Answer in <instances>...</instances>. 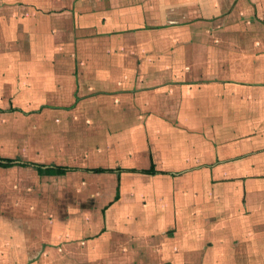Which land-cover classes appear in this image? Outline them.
<instances>
[{"label":"crops","instance_id":"1","mask_svg":"<svg viewBox=\"0 0 264 264\" xmlns=\"http://www.w3.org/2000/svg\"><path fill=\"white\" fill-rule=\"evenodd\" d=\"M0 2L17 9V23L26 15L30 43L42 34L46 46L54 41L52 45L79 47L82 53L75 57L78 70L71 74L66 63L61 70L51 66L53 60L44 71H35L39 94L48 96L47 103L30 110L11 106L40 111L106 105L100 109L110 111L137 99L135 108L143 112L139 120L148 138L149 160L152 154L159 172H142L150 164L131 167L139 172L125 171L121 200L120 167L97 165L113 169L101 173L116 175L115 208L122 216L113 229L119 233L102 236L101 244L91 242L89 249L76 248L77 255L107 253L112 256L109 264H122L121 254L132 256L125 264H137V259L145 264L153 258L156 264L172 259L187 264L181 257L187 252L206 254L210 259L206 264H212L213 256L229 261L234 256L233 264H264V0ZM76 28L80 32L75 39ZM55 30L66 32L65 42ZM68 77L73 82L67 98ZM116 121L121 119H85L83 125H123ZM131 174L141 178L138 185H129L130 180L125 185ZM149 184L161 186L160 214L155 201L148 205ZM127 192L133 196L126 198ZM140 196L139 209L146 208L153 220L142 223L140 218L148 228L131 232L127 222L137 216L129 215L143 210L129 211ZM196 196L199 203L194 209ZM169 206L174 209L167 218L163 210ZM196 220L200 227L193 234ZM179 244L186 252H180Z\"/></svg>","mask_w":264,"mask_h":264},{"label":"rangeland","instance_id":"2","mask_svg":"<svg viewBox=\"0 0 264 264\" xmlns=\"http://www.w3.org/2000/svg\"><path fill=\"white\" fill-rule=\"evenodd\" d=\"M15 10L17 9L13 5L5 7L0 2V156L32 164L0 166V264H109L108 260L112 256L107 253L82 256L76 254V248L89 249L91 242L100 245L102 236L118 235L119 232L113 229L122 216L121 209L115 208L119 200L114 201L118 192L116 175L89 173L83 168L97 165L122 168L121 173L118 170L122 200L123 173L139 172L131 167L149 166L151 160L148 156V138L140 125L142 121L139 120L143 112L135 108L138 97L134 95L136 101L133 105L110 111L100 109L106 105H97L95 109L77 105L72 109L49 107L40 111L24 110V107L30 110L41 103H47L45 98L48 96L39 94L41 89L35 71H44L49 60H53L51 66L60 67L58 70H61L66 63L67 69L69 68L67 74H71L70 70L77 69L79 60L76 58H80L82 53L79 47L52 45L54 41L51 46H46L42 34L38 40L30 43L25 30L26 15L20 16L23 19L17 23ZM79 32L76 28V33L72 34L75 39ZM53 33L61 36L60 42H65L66 32L55 30ZM55 43L59 44L58 40ZM70 56H73L75 63ZM29 57L31 61H28ZM41 57L43 59H39ZM38 60L41 62L36 63ZM64 81L68 86V98L69 85L73 80L68 77ZM49 103L56 104L51 100ZM12 104L23 108H14ZM67 105H70L68 101ZM85 119H121L116 123L123 122V125L85 127ZM36 163L65 164L79 167V170L67 175H46L38 172ZM140 181V177L131 174L126 178L125 185H128L126 182L138 185ZM159 188L161 186L154 184L145 187L149 195L148 205L155 201L153 205L156 206V212L159 211ZM165 190L169 191L170 187L166 186ZM127 194L126 198L133 196L130 192ZM141 201L140 196L136 206L129 211L132 213L143 210L142 214L129 215L132 219L137 216L134 221L129 224L127 222L131 232H135L138 227L140 231L148 228L141 225L140 218L143 219L142 223L145 219L147 222L153 220L146 208L139 209ZM182 201L185 203L186 199L182 197ZM174 202H177V198ZM192 203L195 204L194 209L197 208L199 198L196 196ZM171 209L173 211L174 208L169 206L166 211L163 210L165 217H170ZM193 227V234H196L200 227L197 220ZM192 244L187 243V246ZM178 248L184 249L180 244ZM62 251H66V254H60ZM186 253L181 256L185 261H181L187 264L209 263L210 259L206 254L200 256ZM157 258L160 256H156ZM131 259V255L130 259L128 255H120L122 264ZM235 259L234 256L230 261L226 256H213L211 263L233 264ZM136 261L137 264H143L138 259ZM145 264H156L155 258L153 261L148 259ZM161 264H176V261L165 260Z\"/></svg>","mask_w":264,"mask_h":264},{"label":"trees","instance_id":"3","mask_svg":"<svg viewBox=\"0 0 264 264\" xmlns=\"http://www.w3.org/2000/svg\"><path fill=\"white\" fill-rule=\"evenodd\" d=\"M150 167L149 168H144L141 169L143 172L146 173H157L158 169L156 168V164H155V160L153 155L151 154L150 156ZM15 164H19V165H30L32 163L29 162H23V161H18V160H14V158H2L0 156V166L3 167H10L12 165ZM37 166V170L40 174H46V175H65L66 173H68L71 170H74V167L70 166V165H65V164H35ZM87 171H94L97 173H101V172H106V171H113V169L111 168H107V167H103V166H97V167H91V168H86ZM121 173V171L123 170L122 168L118 169ZM138 170L139 169H135ZM120 175V174H119Z\"/></svg>","mask_w":264,"mask_h":264}]
</instances>
